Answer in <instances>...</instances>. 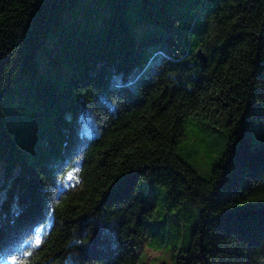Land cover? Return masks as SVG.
<instances>
[{
  "label": "trees",
  "instance_id": "obj_1",
  "mask_svg": "<svg viewBox=\"0 0 264 264\" xmlns=\"http://www.w3.org/2000/svg\"><path fill=\"white\" fill-rule=\"evenodd\" d=\"M146 239L264 264V0H0V264Z\"/></svg>",
  "mask_w": 264,
  "mask_h": 264
},
{
  "label": "rangeland",
  "instance_id": "obj_2",
  "mask_svg": "<svg viewBox=\"0 0 264 264\" xmlns=\"http://www.w3.org/2000/svg\"><path fill=\"white\" fill-rule=\"evenodd\" d=\"M95 18V17H94ZM92 21V20H91ZM42 61H41V70L45 71L48 69V65H49V61H47L48 57L47 55L42 57ZM54 64V63H53ZM56 68H60L61 63L58 62L57 64L54 65ZM84 126L87 127V129H90V122H89V118L86 116L85 117V123ZM206 162V158L205 156H202L200 159H198V162L196 163L198 168L200 169V163L201 166H203ZM142 188H146L148 191L150 192H156V187L154 185L151 184H147L145 182H141L138 189L141 190ZM170 210V209H167ZM166 209L163 210L164 213L168 212L170 213V222L169 224L171 226H173L174 224H176L177 222H181V220L179 219V216L175 213L176 210H172V211H167ZM166 211V212H165ZM42 234V232L39 233L38 237H40V235ZM150 239H146L144 240L140 247L138 248V257H139V264H172L173 260H172V250L170 249H164V248H158V247H152V245H150L149 242ZM156 241V240H154ZM153 241V242H154ZM176 238L172 237L170 238V243L175 242ZM169 243V240H168ZM167 244L168 248H170L169 244Z\"/></svg>",
  "mask_w": 264,
  "mask_h": 264
},
{
  "label": "water",
  "instance_id": "obj_3",
  "mask_svg": "<svg viewBox=\"0 0 264 264\" xmlns=\"http://www.w3.org/2000/svg\"><path fill=\"white\" fill-rule=\"evenodd\" d=\"M197 53H198V57L201 59V60H203V61H206V55L202 52V50L201 49H199L198 51H197Z\"/></svg>",
  "mask_w": 264,
  "mask_h": 264
}]
</instances>
